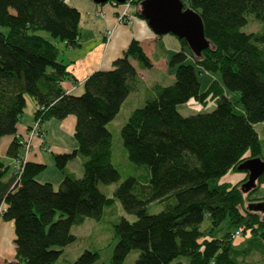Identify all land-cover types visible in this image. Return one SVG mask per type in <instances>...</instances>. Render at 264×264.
<instances>
[{"label": "trees", "instance_id": "obj_1", "mask_svg": "<svg viewBox=\"0 0 264 264\" xmlns=\"http://www.w3.org/2000/svg\"><path fill=\"white\" fill-rule=\"evenodd\" d=\"M143 1L132 0L129 12L146 20ZM182 1L199 14L207 45L196 54L174 36L180 48L167 63L175 69L174 82L147 89L144 103L121 128L128 159L148 166V177L125 178L110 197L99 185L117 182L121 174L112 163L107 124L136 86L131 59L148 69L151 59L133 39L111 69L87 77L81 94L67 93L62 82L75 78L60 59L57 40L79 45L81 11L68 0H0V140L14 135L6 155L23 165L19 175L7 177L10 166L0 159L1 217L13 221L16 234V259L5 264H57L77 238L72 226L100 220L116 200L137 218L121 217L113 225L117 242L108 264H123L132 250L139 251L135 264H171L181 256H187L186 264H251L246 257L264 251V212L254 209L264 204V197L254 196L264 171L245 189L249 172L241 168L249 159L264 161L258 131L264 123V0ZM249 22L259 29L243 31ZM196 67L214 74L205 90ZM28 98L36 102L34 120L41 126L49 119L76 118L77 146L53 155L62 174L58 189L37 179L46 164L23 160L17 125ZM190 101L203 107L213 101L215 108L182 115L179 106ZM75 157L81 159L80 177L68 167ZM230 171L244 176L221 182ZM152 202L164 203L163 210L148 213ZM237 229L247 235L238 244L232 239ZM97 257L85 250L69 264H92Z\"/></svg>", "mask_w": 264, "mask_h": 264}, {"label": "crops", "instance_id": "obj_2", "mask_svg": "<svg viewBox=\"0 0 264 264\" xmlns=\"http://www.w3.org/2000/svg\"><path fill=\"white\" fill-rule=\"evenodd\" d=\"M68 1L71 5L77 7L81 11V21L79 45L75 47H67L66 43L63 41H60L58 44L61 50L60 59L63 63L68 65L67 70L71 72L75 78L67 79L62 82V86L67 93H73L76 95L81 94L84 91L83 85L87 77L96 70L111 69L113 61L123 54L133 39L140 42L144 52L151 59L152 67L150 69L142 68L139 66L136 59H131L132 64L136 68L138 80L136 81L135 88L123 102L120 111L124 106H127L130 108L129 110L131 114L133 111V104L135 106L137 102H142L143 96L141 95H144L147 89L156 83L163 85L153 76L152 71L161 68L162 71H164L163 75L168 73L170 80L174 79V70L171 71L167 63L171 54L180 48V43L177 38L172 35L168 36L167 34H155L148 26L147 21L142 18L135 17L131 24L119 23L116 16L117 9H120L121 6L115 7L109 3L97 5L91 0ZM98 10H103V17L95 14V11ZM130 12H132L131 8ZM107 30H112V35L109 39H107L105 35ZM136 100L138 101L136 102ZM36 108L37 105L34 99L28 98L25 111L17 125V135L20 136L23 141L26 138L28 128L34 121ZM75 123L76 118L72 114L61 120L49 119L45 121L42 125L44 132L43 137L33 138L27 153L25 152L23 145V156L25 160L27 157L28 161L47 165V156L50 157L54 163V154L68 153L72 151L77 146L73 136ZM262 125L264 126V123L259 126ZM55 135H58L61 138H63L64 135L68 136L70 145H64V141L61 143L59 138L56 139V137H54ZM13 139L14 135H6L0 140V159H9L8 165L11 167V170L14 161L7 157L6 152ZM71 139H74V141H72L74 143H71ZM76 158L79 160H75ZM71 162L76 164L77 171H75L73 167L70 168L68 166L69 169L80 177L83 173L80 157H75L69 161V163ZM43 171L38 174L37 179L41 182H51L48 179L42 181L43 178L39 177ZM11 173H8L7 177L12 175ZM243 176L244 175L241 173L238 180L242 179ZM61 180L62 174L59 183ZM234 182H237V180ZM262 185H264V183H262L261 186ZM15 238L16 234L13 221H7L1 218L0 264L15 261ZM235 240L234 243L238 244L242 242L244 238H239L238 240L236 238ZM245 260L246 263L264 264V251H253V253L246 257Z\"/></svg>", "mask_w": 264, "mask_h": 264}, {"label": "rangeland", "instance_id": "obj_3", "mask_svg": "<svg viewBox=\"0 0 264 264\" xmlns=\"http://www.w3.org/2000/svg\"><path fill=\"white\" fill-rule=\"evenodd\" d=\"M109 4L112 5V3H109ZM97 5H101V4H97ZM121 10L122 8L117 9L116 18L118 17ZM95 12H101V14L104 16L103 10H98ZM134 19H135V16L133 17L132 21ZM131 23H123V24H131ZM258 29H259V25L256 22H252V23L249 22L242 28V30L245 32L256 31ZM39 33L46 38H49V39L51 38L50 34L47 31L41 30ZM167 35L175 36L172 33H168ZM57 42L59 44L60 41L57 40ZM187 51H190L189 47H187ZM187 62L193 63V60L189 57L187 59ZM170 70L173 71L175 69L170 68ZM196 70L197 71L201 70V72L198 73V79H199V82L201 83V90H205L208 84L214 79V74L204 71L198 67H196ZM163 72L164 71H162V69L160 68L159 70L156 69L152 71V74L154 77H156V79L161 84L163 85L172 84L174 82V79L170 80L169 74L167 73L168 75L167 74L163 75ZM233 99H235V96H233ZM137 101L138 100H136V102ZM143 103H144L143 101L137 102L135 106L133 104L132 107L134 109L142 105ZM214 108H215V104L213 101H209L206 107L205 106L203 107L194 101H190L187 104H183L179 106V112L182 115L186 116V115L196 114L200 112H210L214 110ZM129 109H130L129 107L124 106L122 110L115 116V118L107 124V128L112 133V150H113L112 163L119 170L121 174V179L119 181L111 183V184H100L99 185L101 191L110 197L113 196V192L115 188L125 178L129 176H133V177H137L140 180H143L146 176L148 177V174H149L148 166L135 164L128 159L126 149L123 145V141L121 138V128L124 125L125 121L127 120V117L130 115ZM262 126L258 127V131H259L260 136L264 138V126L263 127ZM54 137H56V139L59 138L61 140V143L62 141H64L63 143L64 145L65 144L68 146L70 145L68 136L64 135V137L61 138L60 136L55 135ZM72 141H74V139H71V143H74ZM23 159H25L24 156H23ZM26 160H27V157H26ZM46 160H47L46 169L40 174L39 177L43 178L42 181H46V179H48L53 184V187L55 189H58V185H59L58 183L61 177V173L58 170V168L54 165L50 157L47 156ZM75 160H79V159L76 158ZM3 161L6 164L9 163V159H4ZM72 162L69 163L68 166L70 168L73 167V169L77 171L76 164ZM74 162H78V161H74ZM13 171H14V174L17 176L18 175L17 165H12V170H11V167H9V173L11 172L13 173ZM21 172L22 171L20 170V173ZM240 176H241L240 172L230 171L225 176H222L220 181H231V182H234L236 180L239 181L238 179L240 178ZM254 196L264 197V185L259 187V189L256 191ZM258 204L259 203H257V205ZM3 206L5 207L4 204ZM163 208H164V203L152 202L148 204L147 211L150 214H155V213L162 211ZM121 217H124L128 219L129 221H134L137 218L135 215L127 213L122 207L121 203L118 200H116L111 207L106 208L104 210V213L100 220H96L93 218H87L83 224L73 225L71 228V231L77 238L73 243L63 248V253L58 259L57 264H69L70 262H74L77 259V257L85 250H91V251L98 252V257L92 264H108L111 260L114 247L117 242V239L114 236L113 225L116 224L120 220ZM1 218L2 217L0 216V219ZM203 224L206 227L208 225V221L205 220ZM245 237H247V235H244L241 232L240 237H236V238L238 240L239 238H245ZM138 255H139L138 250H132L125 258L123 264H135V261L138 258ZM174 262H181L182 264H186L187 256H181L178 259L174 260L173 263Z\"/></svg>", "mask_w": 264, "mask_h": 264}, {"label": "water", "instance_id": "obj_4", "mask_svg": "<svg viewBox=\"0 0 264 264\" xmlns=\"http://www.w3.org/2000/svg\"><path fill=\"white\" fill-rule=\"evenodd\" d=\"M92 1L96 4H104L110 0ZM115 1L124 3L126 0ZM142 13L150 29L157 35L172 33L177 38L185 39L191 51L196 54L207 45L199 14L190 7H185L182 0H144ZM241 168L249 172L248 180L244 184L245 189H248L263 173L264 161L258 158L249 159ZM263 205L259 203L254 209L264 212Z\"/></svg>", "mask_w": 264, "mask_h": 264}, {"label": "built area", "instance_id": "obj_5", "mask_svg": "<svg viewBox=\"0 0 264 264\" xmlns=\"http://www.w3.org/2000/svg\"><path fill=\"white\" fill-rule=\"evenodd\" d=\"M131 1L132 0H126L124 3H118L115 0L112 1L113 6H116V7L121 6V8H122L121 12L119 13V15L117 17L118 22H120V23H131L132 22V19L134 16L129 13ZM118 4H120V5H118ZM95 14L103 17L101 12H96ZM111 34H112V30H107L105 33L106 38L109 39ZM43 133L44 132L42 130L40 120L39 119L34 120L33 124H31V126L29 127V129L27 131L26 138L24 139V141L22 140V143L24 145V149H25L26 153L28 152V150L31 146V140L35 137H43ZM23 160L25 161V159H23ZM22 169H23V165H17V171H19L18 175L20 174V170L22 171ZM4 209H5V207L2 205L0 208V216H1L2 211ZM241 232L242 231L240 229L235 230L232 233V239L235 240L236 237H240Z\"/></svg>", "mask_w": 264, "mask_h": 264}]
</instances>
